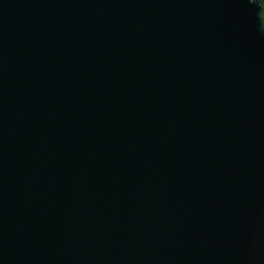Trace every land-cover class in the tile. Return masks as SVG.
Here are the masks:
<instances>
[{
	"label": "water",
	"instance_id": "1",
	"mask_svg": "<svg viewBox=\"0 0 264 264\" xmlns=\"http://www.w3.org/2000/svg\"><path fill=\"white\" fill-rule=\"evenodd\" d=\"M260 0H0V264H264Z\"/></svg>",
	"mask_w": 264,
	"mask_h": 264
},
{
	"label": "trees",
	"instance_id": "2",
	"mask_svg": "<svg viewBox=\"0 0 264 264\" xmlns=\"http://www.w3.org/2000/svg\"><path fill=\"white\" fill-rule=\"evenodd\" d=\"M261 3H262V13H261V17H262V20H263V23H264V0H260Z\"/></svg>",
	"mask_w": 264,
	"mask_h": 264
}]
</instances>
